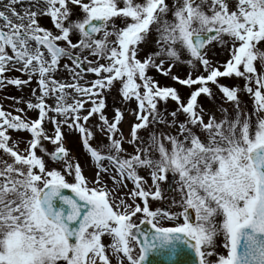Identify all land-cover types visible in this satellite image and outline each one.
Masks as SVG:
<instances>
[{"label":"snow or ice","instance_id":"obj_1","mask_svg":"<svg viewBox=\"0 0 264 264\" xmlns=\"http://www.w3.org/2000/svg\"><path fill=\"white\" fill-rule=\"evenodd\" d=\"M0 91V264H264V0H0Z\"/></svg>","mask_w":264,"mask_h":264},{"label":"rangeland","instance_id":"obj_2","mask_svg":"<svg viewBox=\"0 0 264 264\" xmlns=\"http://www.w3.org/2000/svg\"><path fill=\"white\" fill-rule=\"evenodd\" d=\"M7 93L8 94H15V95H19V93L14 92V89L9 86V88L7 89ZM4 95L5 93L0 91V104H3L6 110L10 109V106L12 105L13 101L10 99H4ZM15 114V113H14ZM31 115H35L34 113H32Z\"/></svg>","mask_w":264,"mask_h":264},{"label":"water","instance_id":"obj_3","mask_svg":"<svg viewBox=\"0 0 264 264\" xmlns=\"http://www.w3.org/2000/svg\"><path fill=\"white\" fill-rule=\"evenodd\" d=\"M161 264H163V262H161Z\"/></svg>","mask_w":264,"mask_h":264}]
</instances>
